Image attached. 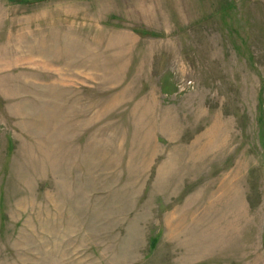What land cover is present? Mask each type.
Wrapping results in <instances>:
<instances>
[{
  "label": "rangeland",
  "instance_id": "rangeland-1",
  "mask_svg": "<svg viewBox=\"0 0 264 264\" xmlns=\"http://www.w3.org/2000/svg\"><path fill=\"white\" fill-rule=\"evenodd\" d=\"M0 264H264V0H0Z\"/></svg>",
  "mask_w": 264,
  "mask_h": 264
},
{
  "label": "bare ground",
  "instance_id": "bare-ground-1",
  "mask_svg": "<svg viewBox=\"0 0 264 264\" xmlns=\"http://www.w3.org/2000/svg\"><path fill=\"white\" fill-rule=\"evenodd\" d=\"M192 159V158H191ZM176 162V161H175Z\"/></svg>",
  "mask_w": 264,
  "mask_h": 264
}]
</instances>
